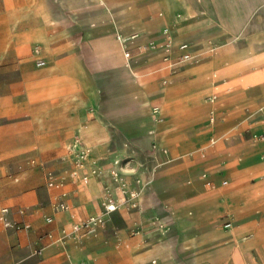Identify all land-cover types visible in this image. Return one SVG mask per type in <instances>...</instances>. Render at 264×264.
<instances>
[{"label":"crops","instance_id":"1","mask_svg":"<svg viewBox=\"0 0 264 264\" xmlns=\"http://www.w3.org/2000/svg\"><path fill=\"white\" fill-rule=\"evenodd\" d=\"M82 3L95 9L90 25L103 23L102 28H95L96 32L85 29L74 33L60 28L51 33L50 15L61 21L67 11L78 10ZM74 4L69 6L65 0H0V66L10 68L15 72L13 75L21 74L26 79L27 91L19 93L22 98L14 104L30 113V117L21 123L28 128L26 143L10 147H31L35 135L42 133L39 139L46 146L41 150L48 154L58 151L59 146L74 134L82 138L83 132L96 152L104 156L101 162L102 157H97L93 166L99 164L108 169L113 162L109 150L116 145L115 133L120 131L133 140L135 133L145 131V127H138L133 120L144 115L150 122L148 136L136 140L132 145L135 152L130 150L131 154L137 155L135 158L139 163L137 165L133 159V171L138 170L144 183L136 199L137 208L124 205L125 208L119 206L111 212L105 210L102 202V181L106 176L102 168L87 184L69 178L66 184L49 188L51 203H54L55 196H60L69 204V209H55L51 204L49 213L53 221L49 223L48 232L53 237H48V245L42 248L40 255L44 259L36 264H203L204 261H209L205 264L210 261L213 264H264V159L258 155L264 150V143L260 141L243 152L245 156L255 150L251 154L254 159H236L227 151L229 145L238 143L235 139L239 137L241 127L250 125L247 129L257 136L256 131L264 125V0H75ZM163 4L170 7L169 25L173 36L179 38L180 29L181 33L186 32L187 38L183 41L193 43L202 57L200 63L187 66L195 75L192 81L178 79L169 92L157 80H136L120 41L117 37L114 39L115 32L128 36L137 33L141 38L149 35L164 25L158 22L162 18L168 25V13H162ZM99 17L109 20H94ZM93 34L99 42L95 50L91 48L93 37L90 36ZM154 37L163 43L162 36ZM37 46L40 48L37 54H43L45 48L53 62L34 72L29 70L30 62L26 57ZM166 53L168 49L158 48L144 59L155 63ZM92 64L116 68L126 76L121 89L122 103L102 105L103 94L96 83ZM248 66L261 68L250 77L249 82L254 85L237 88L245 99L238 106L236 127L217 141L205 125L200 131L191 129L202 124L211 107L198 105L202 97L213 85L222 88L229 82L238 83ZM68 68L76 70L71 73ZM132 82H138L133 91ZM89 83L97 86L90 87ZM84 84L91 90L82 86ZM88 90L91 101L97 105L96 118L91 121L94 129L90 133L80 127L84 122L80 109ZM160 93H163L164 101L159 112L166 114L156 120L148 113V105L151 96ZM213 95L217 98L216 93ZM131 97L147 112H133L135 106ZM258 106L260 108L254 113L250 111ZM223 111L217 110L216 119ZM61 127L64 129L62 141L56 137V131ZM232 134L231 142L228 140ZM151 141H158L160 150L167 147L165 154L156 149L150 152L148 145ZM140 147L147 148V151H141ZM200 148L201 157L223 156L201 163L196 154ZM17 152V149L2 150L0 157ZM163 154L165 158L180 156L184 159L157 171L155 168L163 163ZM59 166V170L65 167L63 171L72 168L65 162ZM90 169L87 166L84 171ZM206 169L209 171L202 172ZM63 173L59 171L57 177ZM187 176L194 177L188 179V185L184 182ZM225 180L227 183L224 184ZM163 183L169 191L156 190ZM72 184L75 187L70 193L64 191ZM187 201L194 202L196 208L200 205L198 202H202L201 212L195 209L193 214L192 209L188 210L193 216L177 225L180 211L172 203ZM216 201L220 202L218 206ZM164 207L175 211L176 221L160 222L156 219ZM218 212L221 214L217 218H209ZM94 214L98 219L91 235L81 241L63 237L62 229L72 221L78 222ZM11 217L16 219L12 214ZM16 220L32 225L27 214ZM228 220L232 221L230 228L225 226ZM136 221L143 224V230L132 233L131 227ZM57 236L60 237L59 243Z\"/></svg>","mask_w":264,"mask_h":264},{"label":"rangeland","instance_id":"2","mask_svg":"<svg viewBox=\"0 0 264 264\" xmlns=\"http://www.w3.org/2000/svg\"><path fill=\"white\" fill-rule=\"evenodd\" d=\"M74 1L75 0H65L66 4L69 6H75ZM162 13H168V25L165 24V20L163 18L160 19L158 22L164 25L159 27L157 30L152 31L149 35H145L141 38L140 34L137 33L129 36L123 34L122 32H119L118 34L123 37L137 35V39L129 45L132 48L131 57L128 58L126 56L124 48L122 46L124 55L126 56V62L130 65L131 70L136 74V80H157L158 83L160 85H163L169 92L174 88L178 79L180 81H192V78H194L195 75L191 70L187 69V66L200 63L202 57H200L199 53L197 52L198 48L196 46H193L192 48H190L191 57L186 61L180 60V57H178V55L180 54L181 50L179 49L178 45L180 42L187 38L186 32L181 33V29L179 32V38L174 36L172 37L173 44L171 47L167 46L165 39L163 40L162 44L160 42H157V38L154 37L155 35L164 37V35L162 34V30L165 27H169L171 29V26L169 25L171 22V13L170 7H167V4H163ZM50 16L51 18L48 21V24H51V33L56 32L60 28H65L71 33H74L75 31L84 32L85 29H90V31L96 32L97 30L94 31L95 28H102L104 25L103 23L90 25L92 20L90 17L95 16V9L88 3H82L80 8L76 11H67L66 16L61 21H58V19L54 18L52 15ZM145 18L147 19V17ZM94 20H96L97 22H108L109 19L99 17L94 18ZM100 30L101 29H99V31ZM99 31L97 33H100ZM118 34L117 32L114 33L115 40L116 37H118ZM90 37H93V41H91V48L95 50L97 45L99 44L98 38H96L97 36H95L94 34ZM145 42H149L150 44H153L155 46L152 48H150V46L147 50H142L140 48V45ZM214 47L215 45L209 47V49ZM158 48L168 49V54L166 53L167 55L165 57L161 58L155 63H148L147 61H145L144 57L154 54L158 50ZM44 50L46 49L44 48ZM44 50L42 49L43 54L41 55L46 58L47 63L43 67H38L36 65V61L41 57V55L37 54L35 52V49L34 52H32V50L29 52L28 57H26L30 62L29 70H32L34 72L39 71L53 62ZM87 57H90V61L91 59H93L91 57V54L89 53L87 54ZM182 64H184L183 66L185 67H181ZM91 68L94 73L98 88L101 91V94H103L101 97L102 105L106 106L108 103L116 102L122 103L121 89L124 86L123 84L125 82L126 76L122 74L120 70H117L113 67L108 68L92 64ZM259 68L261 67H246L240 75L238 83L229 82L222 88H220L218 85H213L212 88L202 97L201 102L198 104L211 105V107H209V110L205 115L202 124H196L192 126L191 129H193L194 131H200L203 129V125H205V127L214 134L213 139L217 141L230 129L236 127L238 106L245 99L241 96L237 88L243 85L247 88L254 85L249 82L250 77L251 75H254L255 71H257ZM67 70L71 73H74L76 69L68 68ZM12 73L14 74L15 72H11L10 68H3L0 66V151L13 149L18 150L17 153L0 157V208L2 206H9L12 216L16 219H20L22 214L29 215L30 219H32L31 221L33 228L28 231H14L11 229H6L0 222V264H36L44 259L43 256H40L36 252V250L45 248L49 242L47 236V232L49 230L48 227L50 226V222H48V217H50L49 209H51L52 205L54 204L51 203L49 195V191H51L48 185L49 176L50 174H53L54 179H57L60 182L63 181L62 184H66L67 180L70 178L69 173L74 169V162L72 153L70 152L68 147L76 134L70 137L67 141H64L62 145L59 146L58 151L48 154H45L41 150V147L46 146L45 144L43 145L42 140L39 139L42 136L40 135L42 133L35 135L34 145L31 147H10L16 143H26V132L28 128L26 126H22L21 123H23L27 118L30 117L29 112L15 107L14 104L16 103V101L22 98L18 94L27 91L26 79L21 74L13 75ZM211 74L213 75V72H211ZM138 82H136V84L135 82L131 83V91H133L134 86H138ZM89 84L90 87L97 86L91 83ZM220 84L221 83L219 82V85ZM82 86L91 90V88L86 87V84ZM90 90L86 91V99L84 100V104L80 109V113L84 117V122L80 124V127H84L88 131V133H90L91 130L94 129L91 121L96 118L97 112V105L93 101H91L92 96H90ZM214 93L217 94V98L211 100V97ZM163 101V93L151 96L150 103L148 105V113L152 114L151 117L153 116L155 119H158L159 116L161 117L162 115L166 114L164 112H159V114L156 115L154 112L155 106H159L161 110ZM131 102L134 103L135 106L133 112L137 110H142L145 113L147 112L145 111V108H142V106L138 105V102L133 99V97H131ZM259 108L260 106H258L257 108H250V111L254 113ZM217 110H224V113H222V115L216 119V116H213V114H215ZM212 117L215 118V120L210 123ZM254 118L257 119L258 115L255 114ZM148 121L149 120L146 119L144 115L136 116L134 118L133 122L136 123L138 127H145L144 132L135 133V138L133 139L134 141L127 136H123L120 131L115 133V137L113 138L116 145L113 149L109 150L111 152V160L113 162L108 169L101 167L103 175H106L102 181L104 186V193L102 196L103 203L107 201L106 195L108 192H112L114 194V197L116 198L117 203H119L120 200L124 197V192L131 190L132 187H137L139 191H141L144 181L137 173L138 170L127 171L125 170V167L130 161L134 165L133 159L136 160L135 157H137V155L135 156L130 153L131 151L135 150L132 148V145L136 143V140L140 138L142 139L143 137L146 138L148 136V125L150 124V122ZM153 122L157 123L154 121V119ZM249 126L250 125L241 127V130L239 131L240 133L238 132L239 137L236 136L235 139L238 143H236V145L235 143H232V145L228 146L227 151L230 154H228L229 156L241 160L254 159L253 157H251V154L254 153L255 150L251 153L246 154L245 156L243 152H245L247 147L256 145L260 141L264 143V125L262 126V129L260 131H256L257 136H254V132L247 129V127ZM63 131V127L59 128L56 131V137H58L60 141H62ZM81 135L82 140L86 144L87 151L89 152L85 167H91V163L94 160L96 161L97 157H102V159H100L99 161H103V154L96 152V149L93 148L94 145L85 139V134H83V132L81 133ZM229 137L230 138L228 141H231L234 135L232 134ZM3 145L5 147H3ZM148 146L151 147L150 152H154L156 149L159 153L163 151V153L165 154L167 150V147H162V149L160 150L158 141L156 143H153V141H151ZM140 148L141 151L143 150V152L147 151V148ZM125 150L128 151L122 152ZM200 150L201 148L198 149V152H196V154L199 156L201 163L214 159V157L220 158L223 156L216 154L213 156L207 155L206 157H201ZM164 154L161 155L163 163L161 165L158 164L156 168L153 165L152 170H154L155 168L157 171H160L161 169H165L169 165L184 159L180 156H176L175 159L173 157L165 158ZM258 155L259 158L264 159V150L261 151ZM116 160H118V163H116ZM63 162H65L66 165L71 164L72 168H68L67 171H63L65 167L59 170V165L61 163L63 164ZM135 163L139 165L137 160ZM59 171L64 172L60 178L57 177ZM203 171L209 170L206 169L202 170V172ZM113 172L116 173L115 176ZM94 176L95 174H92L91 178H93ZM192 178L194 179L193 176H187L185 177L184 182L188 185V179ZM136 179H139V183L137 185L135 184ZM78 182L80 183L79 178ZM231 183L232 181L230 182V184ZM73 187H75L74 184L68 185L65 187L64 191L70 193V190ZM156 190L169 191L165 183L161 184L159 187H156ZM219 203L220 202L216 201V206H218ZM172 204L180 211V216L178 218L179 223L177 225H181L182 223L187 221V218H191L195 213V209L196 212H201L200 209L202 206V202H198V204L200 205L197 208L196 204L192 201ZM119 206L125 208L123 204H120ZM53 207L56 209L55 206ZM190 209L193 210L192 215L188 214V210ZM219 214L221 213L218 212L217 214H215L214 216H210L209 218L215 219L219 216ZM93 217H96V214H94ZM173 221H176V216ZM75 223L77 222L72 221L66 228L62 229V234L64 238L71 239L73 241H81L86 237H82L80 231H73V225ZM52 232H54V234L56 233L53 228ZM59 238L60 237L57 236V243H59ZM206 262L209 261H204L203 264H205ZM210 263L213 264V262L211 261Z\"/></svg>","mask_w":264,"mask_h":264},{"label":"built area","instance_id":"3","mask_svg":"<svg viewBox=\"0 0 264 264\" xmlns=\"http://www.w3.org/2000/svg\"><path fill=\"white\" fill-rule=\"evenodd\" d=\"M162 34L164 35V39L166 41L167 46L171 47L173 44L172 37L173 33L169 27H165L162 30ZM151 44L149 42H145L140 45V48L142 50H147ZM179 49L181 50L180 54L178 57H180L181 61H186L190 58L191 51H190V46L191 43L188 41H182L179 43ZM35 52H39V47L35 48ZM132 55V48L127 47L126 50V56L129 58ZM47 61L43 57H40L37 59L36 64L39 67H42L46 65ZM184 64L181 65L183 67ZM216 95H212L211 99H215ZM215 116V114H213ZM213 119V118H212ZM264 119V117H263ZM69 150L72 153V158L74 162V169L69 173V177L72 179H80L82 184H87L89 180L91 179V176L93 173L97 172V165H94V167L91 168L90 171H84L85 167L84 165L86 164V161L88 159V154L89 152L87 149L84 147V142L81 140L80 136L77 135L74 137L72 142L69 145ZM116 163H118V160H116ZM114 176L116 175L115 172ZM63 181H59L57 179H54L53 174H50L49 176V181L48 185L50 188H57L62 185ZM139 183V179H136L135 184L137 185ZM223 183H227V181H223ZM140 194V191L137 187H132L131 190L125 191L124 192V197L120 200L119 203H117L116 198L114 197V194L112 192H108L106 195L107 201L104 203V208L106 211L111 212L119 208L120 204H123L127 206L128 208H137L138 205L136 203V199L138 198ZM54 205L56 208L59 209H69V204L62 199L60 196H55L54 198ZM167 213V214H163ZM156 219H158L160 222H171L175 219V211L171 209L170 207H164V211L159 213L158 215L155 216ZM98 217H90L84 220H80L77 223L73 225V231H80L81 236H88L91 235L94 231V225L97 221ZM53 218L50 216L48 217V222H52ZM0 222L3 224V226L6 229H11L14 231H21V230H29L31 229L32 225L29 222L26 221H20L13 219L11 217V211L10 207H2L0 210ZM225 226L227 228H230L232 226V221L228 220L225 222ZM143 230V224L139 222H134L133 226L131 227L132 233H139ZM47 236L52 238L53 234L51 232L47 233ZM36 252L41 255L43 252V249L40 248L36 250ZM79 264H86V262H81Z\"/></svg>","mask_w":264,"mask_h":264},{"label":"bare ground","instance_id":"4","mask_svg":"<svg viewBox=\"0 0 264 264\" xmlns=\"http://www.w3.org/2000/svg\"><path fill=\"white\" fill-rule=\"evenodd\" d=\"M128 9V8H127ZM135 9H137V8H135ZM138 10V9H137ZM129 11H131V9L129 10ZM132 12V11H131ZM128 13V12H127ZM134 14H135V12H134ZM137 14V13H136ZM133 15V14H132ZM118 40L120 41V43H121V45L123 46V48H124V51H125V54H126V50H127V47H130L129 45L130 44H132L133 43V41L134 40H136L137 39V35L136 36H130V37H123V36H121L120 34H118ZM155 45H153V44H151V47L150 48H152V47H154ZM193 47V44H191V46H190V48H192ZM189 48V49H190ZM190 57H191V55H190ZM159 110H160V108H159V106H155L154 107V112H155V114H158L159 113ZM213 118V117H212ZM211 118V121H213V120H215V118H213L212 119ZM80 138H81V136H80ZM81 140H82V138H81ZM83 141V140H82ZM84 142V141H83ZM84 147L87 149V147H86V144H85V142H84ZM95 161V160H94ZM93 161V162H94ZM92 162V163H93ZM91 163V167H94L93 166V164ZM132 163H131V161L130 162H128L127 163V165H126V167H125V170H127V171H133V167H132ZM134 166V165H133ZM84 167H85V165H84ZM98 167V168H97ZM96 168H97V172L96 173H93V174H98L99 172H100V170H101V167H100V165L99 164H97V166H96ZM232 227V226H231Z\"/></svg>","mask_w":264,"mask_h":264}]
</instances>
